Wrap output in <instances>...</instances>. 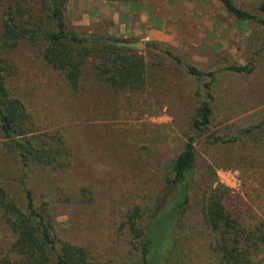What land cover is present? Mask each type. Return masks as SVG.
Here are the masks:
<instances>
[{
	"label": "rangeland",
	"instance_id": "obj_1",
	"mask_svg": "<svg viewBox=\"0 0 264 264\" xmlns=\"http://www.w3.org/2000/svg\"><path fill=\"white\" fill-rule=\"evenodd\" d=\"M232 1L261 16L264 0ZM43 5L42 0H0V33L3 15L17 8L31 19L29 28L51 30ZM65 18L76 34L143 43L142 51H134L145 62V86L141 91L114 90L88 58L80 89L73 93L37 46L21 44L2 54L9 92L31 118L28 136L61 148L59 161L71 165L62 170L24 168L0 126V190L5 198L0 196V258L13 257L15 241L8 225L12 213L3 204L24 213L25 185L35 207L46 205L52 212L58 240L82 247L93 262L141 264L139 240L133 238L128 217L136 210V228L147 231L167 209L173 189L166 181L173 178V162L192 138L195 163L185 214L173 227L161 222L166 233L174 229L172 238L183 247L180 264H218L217 236L203 219L218 186L227 190L224 207L238 225L242 264H264L263 29L238 22L217 0H67ZM119 28H137L142 34L129 37ZM151 29L173 40L144 42ZM182 31L187 33L182 36ZM147 44L161 46L149 49ZM249 63L250 75L227 71ZM186 66L213 76H191ZM205 84L212 117L199 133L192 123L206 100Z\"/></svg>",
	"mask_w": 264,
	"mask_h": 264
},
{
	"label": "trees",
	"instance_id": "obj_2",
	"mask_svg": "<svg viewBox=\"0 0 264 264\" xmlns=\"http://www.w3.org/2000/svg\"><path fill=\"white\" fill-rule=\"evenodd\" d=\"M16 2V0H14ZM19 1V0H18ZM228 15L238 22H250L263 29V38L259 53L264 51V3L260 6L258 17L237 7L232 0H217ZM53 28L43 31L40 26L29 28L31 19L16 9L8 11L2 17L0 33V126L4 137L11 143L18 154L24 168L29 166H49L57 169H69L70 163L60 162L63 150L48 147L45 142L36 143L39 136H28L32 128L31 118L25 106L13 98L7 87V63L2 54L13 52L19 45L37 46L45 63L63 75L66 86L77 93L81 86L84 65L88 58H93L94 69L98 77H104L105 83L114 90L141 91L145 86V62L133 49L118 46L129 42L112 38H97L86 34H76L68 29L65 8L67 0H42ZM20 3H16V7ZM25 21V22H24ZM161 45L147 44L149 49H157ZM166 55L172 57L170 52ZM179 63V59L172 58ZM189 75L201 78H212L213 73L204 74L195 68L186 66ZM227 71L235 74L250 75L253 65L230 66ZM206 100L201 103L197 119L193 121L195 132L203 133L211 123L212 96L209 84ZM32 131V130H31ZM235 140H227L232 143ZM194 140L189 138L184 151L174 160L173 178L166 181L168 188L173 189V197L167 209L158 215V220L149 224V230L136 228L137 211L128 217L129 229L133 238L139 240L141 264H180L184 256L183 247L173 240L172 233H166L163 221L173 227L175 221L185 214L188 204V177L195 163ZM26 200V211L23 213L10 204H3L6 213H12L8 225L15 236L12 245L13 257H1L0 264H102L90 260L88 252L82 247L57 239L50 210L37 209L33 203L31 192L23 185ZM223 190V192L221 191ZM227 190L217 187L203 209V219L207 227L217 236L215 240L218 264H242L239 252V233L237 222L226 211L224 199ZM4 200V194L0 190ZM160 218V219H159ZM161 223V224H159ZM165 224V222H164ZM166 225V224H165ZM167 226V225H166ZM174 235V236H173ZM173 240V241H172Z\"/></svg>",
	"mask_w": 264,
	"mask_h": 264
},
{
	"label": "crops",
	"instance_id": "obj_3",
	"mask_svg": "<svg viewBox=\"0 0 264 264\" xmlns=\"http://www.w3.org/2000/svg\"><path fill=\"white\" fill-rule=\"evenodd\" d=\"M143 24H146V22L143 19H140ZM120 34L126 33L129 37H137L141 35L142 33L137 30V28H134V30L125 32L124 30H121V28L118 29ZM182 36L187 33V31H182ZM144 42L145 41H156V42H163V43H169L173 40L170 36L168 37L166 34L157 32L153 29L149 30L145 33V36L143 37Z\"/></svg>",
	"mask_w": 264,
	"mask_h": 264
},
{
	"label": "water",
	"instance_id": "obj_4",
	"mask_svg": "<svg viewBox=\"0 0 264 264\" xmlns=\"http://www.w3.org/2000/svg\"><path fill=\"white\" fill-rule=\"evenodd\" d=\"M118 46L124 47V48H128V49H133V50H136V51H142L144 49V44L140 43V42L128 43V44L121 43V44H118Z\"/></svg>",
	"mask_w": 264,
	"mask_h": 264
}]
</instances>
